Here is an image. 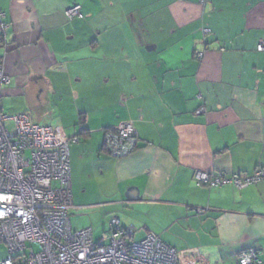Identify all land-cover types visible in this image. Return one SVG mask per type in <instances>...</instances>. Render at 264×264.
Instances as JSON below:
<instances>
[{
  "label": "crops",
  "instance_id": "1",
  "mask_svg": "<svg viewBox=\"0 0 264 264\" xmlns=\"http://www.w3.org/2000/svg\"><path fill=\"white\" fill-rule=\"evenodd\" d=\"M74 4L83 18L67 17ZM0 9L12 79L4 112L79 138L74 229L104 241L118 217L134 240L159 235L181 264H238L249 248L264 264V182L194 181L197 170L264 167V0H0ZM124 120L139 146L114 158L104 134Z\"/></svg>",
  "mask_w": 264,
  "mask_h": 264
},
{
  "label": "built area",
  "instance_id": "2",
  "mask_svg": "<svg viewBox=\"0 0 264 264\" xmlns=\"http://www.w3.org/2000/svg\"><path fill=\"white\" fill-rule=\"evenodd\" d=\"M66 15L83 18L82 5H72ZM5 17L0 9V38L8 28ZM257 50L264 52V41ZM11 83L0 62V245L7 252L0 264H181L177 249L159 235L148 233L134 240V231L124 228L118 217L110 220L104 241L95 240L91 227H72L70 147L79 138L69 137L61 127L34 122L27 114L5 113L3 89ZM204 112V107L197 111ZM138 146V132L130 120L105 131L104 149L114 158L127 157ZM194 181L209 188L225 184L244 188L264 182V167L252 174L197 170ZM237 263L263 264L255 248L243 251Z\"/></svg>",
  "mask_w": 264,
  "mask_h": 264
},
{
  "label": "rangeland",
  "instance_id": "3",
  "mask_svg": "<svg viewBox=\"0 0 264 264\" xmlns=\"http://www.w3.org/2000/svg\"><path fill=\"white\" fill-rule=\"evenodd\" d=\"M9 126L10 127H13V124L12 123H9ZM98 234H96V238H98ZM36 251L40 250V247L38 245H35L33 247ZM28 252H30V248L27 249ZM7 255V252H6V249H5V246L3 245H0V258L3 259L5 258Z\"/></svg>",
  "mask_w": 264,
  "mask_h": 264
},
{
  "label": "trees",
  "instance_id": "4",
  "mask_svg": "<svg viewBox=\"0 0 264 264\" xmlns=\"http://www.w3.org/2000/svg\"><path fill=\"white\" fill-rule=\"evenodd\" d=\"M72 138H75V137H72ZM78 138V137H77Z\"/></svg>",
  "mask_w": 264,
  "mask_h": 264
}]
</instances>
